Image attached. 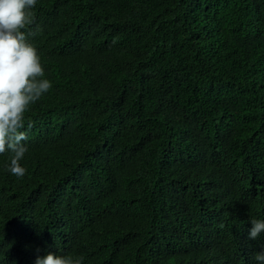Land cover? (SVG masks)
<instances>
[{"label": "trees", "instance_id": "1", "mask_svg": "<svg viewBox=\"0 0 264 264\" xmlns=\"http://www.w3.org/2000/svg\"><path fill=\"white\" fill-rule=\"evenodd\" d=\"M33 12L52 88L25 114L26 174L0 154V264H259L264 0Z\"/></svg>", "mask_w": 264, "mask_h": 264}, {"label": "clouds", "instance_id": "2", "mask_svg": "<svg viewBox=\"0 0 264 264\" xmlns=\"http://www.w3.org/2000/svg\"><path fill=\"white\" fill-rule=\"evenodd\" d=\"M36 3L37 0H0V154L11 153L8 171L18 179L27 171L20 164L28 150L22 143L28 138L23 130L25 114L52 88L44 78L38 50L28 38L35 35L30 26L35 23ZM250 223L248 238L256 240L264 233V220L252 219ZM255 259L264 264V248L255 254ZM35 264H83V257L49 253L37 257Z\"/></svg>", "mask_w": 264, "mask_h": 264}]
</instances>
